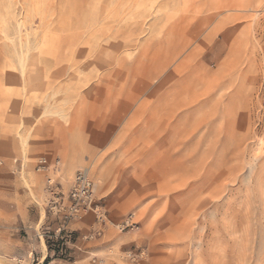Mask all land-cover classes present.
I'll return each instance as SVG.
<instances>
[{
	"label": "rangeland",
	"instance_id": "rangeland-1",
	"mask_svg": "<svg viewBox=\"0 0 264 264\" xmlns=\"http://www.w3.org/2000/svg\"><path fill=\"white\" fill-rule=\"evenodd\" d=\"M0 264H264V0H0Z\"/></svg>",
	"mask_w": 264,
	"mask_h": 264
},
{
	"label": "built area",
	"instance_id": "built-area-1",
	"mask_svg": "<svg viewBox=\"0 0 264 264\" xmlns=\"http://www.w3.org/2000/svg\"><path fill=\"white\" fill-rule=\"evenodd\" d=\"M40 170H48L49 165L45 158H42L37 165ZM47 191L51 194V203L55 204L53 208L57 211H64L65 217L76 218L82 215L88 210L99 211L98 206L94 201V183L88 177L85 170H77L72 178L70 188L67 192V202L66 204L60 203L58 199L60 198L59 191L53 190V183L48 178L47 180ZM56 189V188H55Z\"/></svg>",
	"mask_w": 264,
	"mask_h": 264
},
{
	"label": "crops",
	"instance_id": "crops-1",
	"mask_svg": "<svg viewBox=\"0 0 264 264\" xmlns=\"http://www.w3.org/2000/svg\"><path fill=\"white\" fill-rule=\"evenodd\" d=\"M51 139H52V140H51ZM60 140H61V139H60ZM51 141H53V143H52V145H53V149L48 150L50 153L48 154L47 157H44V158L46 159L47 164L49 165V164H56V163H57V165H60L61 160H62V161L64 160V162H65L66 164H71V162L68 161V155H69V153H70V152L67 151L68 148H67L65 145L59 143V139H58V138H55V139H54V138H49V139L47 140V142H49V143H50ZM69 149H70V148H69ZM76 163H77V165H79V164H80V161H77ZM82 169L85 170V171L87 172V175H88V177L90 178L88 168L83 167V168L78 169V170H82ZM76 171H77V170H76ZM90 179H91V178H90Z\"/></svg>",
	"mask_w": 264,
	"mask_h": 264
}]
</instances>
